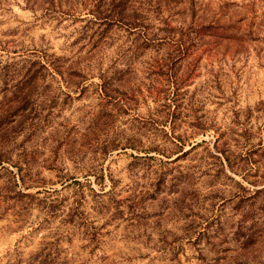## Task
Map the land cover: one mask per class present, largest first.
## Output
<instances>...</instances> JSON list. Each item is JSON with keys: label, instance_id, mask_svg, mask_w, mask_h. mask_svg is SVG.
<instances>
[{"label": "rangeland", "instance_id": "1", "mask_svg": "<svg viewBox=\"0 0 264 264\" xmlns=\"http://www.w3.org/2000/svg\"><path fill=\"white\" fill-rule=\"evenodd\" d=\"M0 264H264V0H0Z\"/></svg>", "mask_w": 264, "mask_h": 264}, {"label": "trees", "instance_id": "2", "mask_svg": "<svg viewBox=\"0 0 264 264\" xmlns=\"http://www.w3.org/2000/svg\"><path fill=\"white\" fill-rule=\"evenodd\" d=\"M175 45H177L176 46L177 50H182L184 48V44L181 43V42H178ZM172 84H173L172 86H175V90L171 92V94H173L172 97H171V99L167 98V100L168 101L171 100V102H176V96H177L176 91L178 89V87H177V81L175 80L174 83H172ZM121 95L123 96V94H121ZM125 98L126 97H124L123 99H120V102H122V104H124V105H125L124 100H126ZM169 106L170 105H168V104L163 105L164 109H169Z\"/></svg>", "mask_w": 264, "mask_h": 264}]
</instances>
